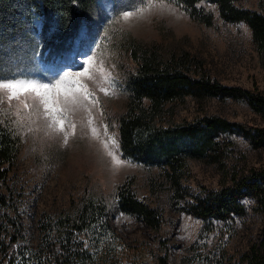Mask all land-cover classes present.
Returning a JSON list of instances; mask_svg holds the SVG:
<instances>
[{"label":"rangeland","instance_id":"1","mask_svg":"<svg viewBox=\"0 0 264 264\" xmlns=\"http://www.w3.org/2000/svg\"><path fill=\"white\" fill-rule=\"evenodd\" d=\"M116 3L117 0H97V6L82 22L73 40L58 37L50 46L39 38L35 42L25 40L27 43L15 44L0 54V74L48 82L57 73L62 74L61 70L78 71L82 54L88 52L96 58L97 71L94 80L87 84L95 94L94 99L99 100L98 104L90 105L99 139L91 137L89 117L81 111L69 117L77 127L75 135H70L64 145L59 136L48 137L38 124H30L27 110L18 101L9 104L0 96V123L13 129L23 141L10 175L0 181V196L12 192L14 198L9 209H0V228L5 222L2 237L13 234V229L8 230L11 223L7 218L19 217L25 226L22 233L54 231L50 227L59 218L75 215L77 208L93 200L111 213L110 223L119 234L129 242L141 244L145 264H158V258L165 253L161 240L169 241L170 264H247L245 256L264 227V215L257 210L255 200L250 196L242 199L244 215L232 214L211 222L194 215L190 205L206 192H217L231 185L234 172L241 175L264 168V147H255L237 126L230 131H219L215 140L220 142L222 154H226L224 159L199 160L188 154L181 187L177 190L167 177L165 157L151 165L122 156L119 119L127 114H139V104L142 108L150 106L147 97L140 103L129 86V77L136 75L149 57L131 48L132 39L158 45L156 51L163 60L170 55V47L189 53L198 64L191 72L193 78L207 76L222 86L264 96V59L251 27L245 21H230L214 0L199 1L192 13L174 1L143 0L142 6L146 8L143 18L131 22H124L114 11ZM231 3L238 10L264 14V0H232ZM149 4L155 7L148 8ZM35 26L40 36L42 22L36 20ZM72 49L76 54L71 59L73 63L55 64L53 58L58 53L65 55ZM105 75L110 77V84L104 81ZM100 87L108 88L109 94L101 92ZM134 102L137 104L133 105ZM215 117L254 130L264 128V110L251 105L248 96L197 100L190 95L185 101L167 104L164 113L148 128L168 129L170 135L176 131L182 134L187 129L196 131L201 119ZM204 133L196 131L195 137H181V144L187 150L197 149L206 141ZM108 137L114 138L118 145V149H113L109 144L110 150H116L124 161L119 167H113L100 143ZM122 192L135 196L156 211L158 231L152 230L140 216L121 209Z\"/></svg>","mask_w":264,"mask_h":264},{"label":"trees","instance_id":"2","mask_svg":"<svg viewBox=\"0 0 264 264\" xmlns=\"http://www.w3.org/2000/svg\"><path fill=\"white\" fill-rule=\"evenodd\" d=\"M170 1L192 13L201 0ZM214 1L219 2L225 17L230 21H245L249 24L264 59V14L238 10L232 5V0ZM95 6L97 0H78V3H73L72 0H0V54L25 40L35 42L37 38L43 39L48 46L58 37L73 40L82 27V22L90 17ZM36 20L42 22L40 36L36 33ZM129 43L134 51L149 55L142 62L141 69L136 75L130 76L128 81L134 97L140 103L147 97L150 106L142 108L139 104V114H127L119 119L120 150L124 158L154 165L161 157H165V163L168 164L167 177L174 188L179 190L188 154L199 160L217 157L224 159L226 154H222L221 144L215 140L219 131H230L237 126L251 138L255 147H264V128L254 130L247 125L234 124L219 117L201 119L195 129L205 132L206 141L194 150H187L180 140L187 135L189 138L195 137L193 133L196 131L187 129L182 134L176 131L170 135L168 129L148 128L149 124H154L158 116L164 113L167 104L185 101L189 95L197 100L214 96H248L250 104L261 111L264 110V96L222 86L207 76L193 78L191 72L198 64L187 52H178L170 47V55L163 60L156 51L158 45L137 39H132ZM58 55L63 56L64 53H58L53 58L54 61ZM135 104L137 103L134 102L133 105ZM253 130L255 134L252 133ZM22 145L20 135L0 123V181L6 180L10 175L12 166L18 161ZM232 176L228 187L223 186L217 192L209 191L203 197L195 198L190 205L191 212L206 222L232 214L241 216L246 213L242 199L250 196L255 200L257 210L264 215V168L241 175L234 172ZM12 195L9 192L0 196V209L11 207L14 199ZM120 207L126 213L143 218L152 230L160 229L156 211L135 196L122 192ZM110 217L111 213L105 207H99L90 200L82 208H77L75 215L59 218L50 227L54 231L22 233L25 229L22 220L19 217L7 218L6 221L11 223L8 230L13 229V234L2 237L5 222L2 223L0 264H145L147 260L141 244L138 241L129 242L119 234L112 227ZM260 232L258 240L250 246L245 256L247 264H264V227ZM160 244L165 253L158 258V264H170L169 241L161 240Z\"/></svg>","mask_w":264,"mask_h":264},{"label":"snow or ice","instance_id":"3","mask_svg":"<svg viewBox=\"0 0 264 264\" xmlns=\"http://www.w3.org/2000/svg\"><path fill=\"white\" fill-rule=\"evenodd\" d=\"M78 3V0H72ZM143 0H117L113 5L114 11L123 19L124 22H131L133 19H142L146 8L142 6ZM154 4H149L148 8H154ZM62 71L57 73V77H52L48 82H41L35 79L18 76L15 74L5 76L0 74V96L5 98L9 104L13 100L19 102L27 110L26 118L30 124H38L48 137L59 136L64 145H67L69 136L75 135L76 123L69 117L77 112H84L88 115L87 125L91 137L99 139V133L93 126L91 119L90 105L99 103L94 99V92L89 89L87 81L94 80L96 69V58L88 52L82 54L79 70L76 72ZM103 72V69H100ZM106 83H111L110 77H103ZM105 95L109 94L106 87L99 89ZM19 112V110H18ZM71 129V132H69ZM32 131L31 128L28 129ZM107 136V126H105ZM105 154L111 158L113 167L121 166L124 161L119 158L116 150H110L109 144L113 149H118L114 138L100 140Z\"/></svg>","mask_w":264,"mask_h":264},{"label":"bare ground","instance_id":"4","mask_svg":"<svg viewBox=\"0 0 264 264\" xmlns=\"http://www.w3.org/2000/svg\"><path fill=\"white\" fill-rule=\"evenodd\" d=\"M71 51H73L72 53H71ZM68 54H70L71 53V55H66V57L67 56H70V57H68L66 60H65V62H67V63H69V61H71V59H73V58H75V56H76V54H74L75 52H74V50L72 49ZM71 63H73V62H71Z\"/></svg>","mask_w":264,"mask_h":264}]
</instances>
